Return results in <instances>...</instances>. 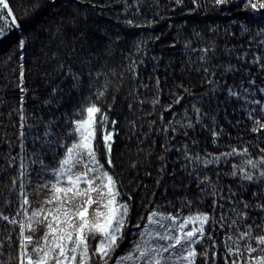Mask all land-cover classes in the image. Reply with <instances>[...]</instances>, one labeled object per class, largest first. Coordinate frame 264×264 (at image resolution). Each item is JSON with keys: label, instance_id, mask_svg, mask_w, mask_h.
<instances>
[{"label": "trees", "instance_id": "1", "mask_svg": "<svg viewBox=\"0 0 264 264\" xmlns=\"http://www.w3.org/2000/svg\"><path fill=\"white\" fill-rule=\"evenodd\" d=\"M8 2L18 26L7 23L12 17L3 10L0 214L24 219L17 217L21 184L30 209L48 199V188L40 186L54 182L51 170L63 157L61 145L72 142L73 121L95 104L101 109L98 159L116 179L120 202L129 205L125 238L109 264L129 251L139 238L136 225L142 228L153 210L176 215L178 222L207 213L215 221L206 225L212 239L206 234L192 245L208 253L196 264H231L227 235L249 225L260 234L256 225L264 216L241 203H264L259 184L230 175L233 164L264 156V130L252 131L256 120L264 122L254 103H264V9L245 7L248 0H40L39 9L32 8L34 0ZM107 132L113 134L110 168ZM233 147L247 148L248 156L222 157L207 167L185 158L186 152L219 156ZM233 220L238 223L230 229ZM43 234L40 226L34 240ZM19 239V223L0 219V264H19ZM93 264L101 262L94 258Z\"/></svg>", "mask_w": 264, "mask_h": 264}, {"label": "snow or ice", "instance_id": "2", "mask_svg": "<svg viewBox=\"0 0 264 264\" xmlns=\"http://www.w3.org/2000/svg\"><path fill=\"white\" fill-rule=\"evenodd\" d=\"M192 2L196 4L197 0ZM227 2L228 0H215L217 5ZM177 3H182V0H177ZM40 7V0H34L32 8ZM245 7L254 10L264 9V0H248ZM3 10H7L6 17H12L7 23L18 26L8 0H0V20L6 18ZM5 34L6 32L0 27V36ZM24 43L25 41L21 39L19 46L23 48ZM22 79L23 72H21ZM229 91L231 95H236L233 90ZM99 95H103V92ZM254 103L260 104V111L264 112V103L258 100ZM194 110L197 113L200 111L195 107ZM84 112L86 116L82 114L80 119L73 121V128L69 133L72 142L61 145L65 149L63 157L59 160L58 167L51 170L55 177L54 182L40 186L48 188V199L39 208L30 209L28 195L23 191L24 186L21 184V207L17 217L22 213L24 219L18 220L16 217L10 219L0 214V219L11 224L19 223V264H93L94 258H98L101 264H109L113 253L125 238L129 205L120 202L121 193L117 181L98 159V148L94 143L97 137V114L101 109L91 104L84 109ZM21 119L23 120L24 117L21 116ZM101 121L107 122V117L101 116ZM255 123L258 127H254L253 132L264 130V122L256 120ZM188 127H191V124ZM216 135L217 133L213 132V137ZM112 139L111 132L103 135V148L109 168L112 166ZM260 151L264 153V148ZM206 155L207 158L199 154L189 156L186 152L185 158L190 163L195 162L197 165L203 164L207 167L218 163L222 157L248 156V149L244 148L238 152L233 147L230 152L221 153L219 156L210 153ZM21 167L23 168L24 165L22 164ZM23 175L24 172H21V176ZM230 175L238 176L242 181L258 183L259 194L264 195V156L258 159L248 158L239 165L233 164ZM207 181L208 177L205 176L201 183ZM13 183L15 184V181ZM210 187L211 194L216 196L218 194L216 186L210 185ZM251 195L257 197L258 193L254 191ZM213 203L216 206L215 200ZM241 203L244 209L255 207L260 212H264V203L255 205L246 201ZM233 211L235 212L236 209ZM239 216L245 218L248 213L240 211ZM178 219V216L171 213L150 211L143 227L141 228L140 224L136 225V228L141 229L136 233L139 238L127 253L115 259V264H181V262L196 264L198 255L207 257V251L198 253L192 245L199 243L206 234L212 239L211 234L207 233L206 225L215 221H211L207 213L185 216L179 222ZM237 223V220H233L228 227L231 229ZM189 225L192 227L189 228ZM40 226L43 227L44 234L39 240H34V234ZM252 227L249 225L244 231L237 229L236 236L227 235L225 250L229 257H235L231 264H264V216L261 217V224L256 225L260 229V234H254ZM249 240L254 243H249ZM241 241L244 243L241 244ZM232 244L236 247L233 248ZM178 247L182 251L175 253L174 250ZM257 252L259 255H256ZM165 253L168 255L165 256ZM244 253H247L246 257ZM225 264H229V261L226 260Z\"/></svg>", "mask_w": 264, "mask_h": 264}]
</instances>
